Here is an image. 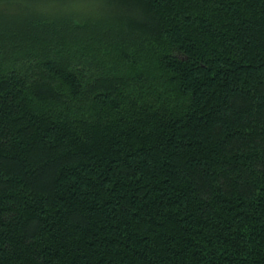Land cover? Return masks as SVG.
<instances>
[{
    "label": "trees",
    "instance_id": "16d2710c",
    "mask_svg": "<svg viewBox=\"0 0 264 264\" xmlns=\"http://www.w3.org/2000/svg\"><path fill=\"white\" fill-rule=\"evenodd\" d=\"M0 264H264V0H0Z\"/></svg>",
    "mask_w": 264,
    "mask_h": 264
}]
</instances>
